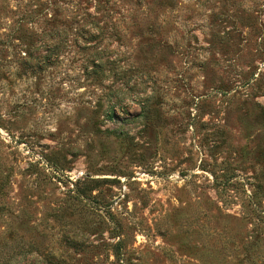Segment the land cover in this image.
Here are the masks:
<instances>
[{"label":"rangeland","instance_id":"1","mask_svg":"<svg viewBox=\"0 0 264 264\" xmlns=\"http://www.w3.org/2000/svg\"><path fill=\"white\" fill-rule=\"evenodd\" d=\"M0 264H264V0H0Z\"/></svg>","mask_w":264,"mask_h":264}]
</instances>
